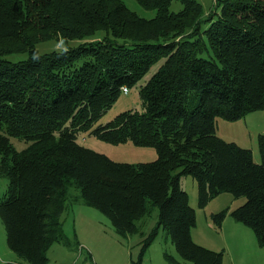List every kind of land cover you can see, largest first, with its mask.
<instances>
[{
    "label": "trees",
    "instance_id": "obj_1",
    "mask_svg": "<svg viewBox=\"0 0 264 264\" xmlns=\"http://www.w3.org/2000/svg\"><path fill=\"white\" fill-rule=\"evenodd\" d=\"M136 1L154 17L122 0H0V177L8 180L0 219L8 247L29 264H47L54 242L69 245L61 216L73 203L101 211L122 237L156 207L155 225L140 231L143 247L162 227L183 259L164 252L169 264H221L222 252L191 238L195 210L181 175L195 180L199 207L222 192L244 196L230 215L264 245V138L255 162L216 134L218 117L264 109V0H214L207 14L197 0ZM172 1L181 8L170 10ZM48 40L66 47L38 53ZM158 61L139 87L141 110L97 123L121 87ZM79 132L157 156L114 161L80 145ZM11 137L25 147L16 150ZM226 212L211 217L220 224Z\"/></svg>",
    "mask_w": 264,
    "mask_h": 264
},
{
    "label": "rangeland",
    "instance_id": "obj_2",
    "mask_svg": "<svg viewBox=\"0 0 264 264\" xmlns=\"http://www.w3.org/2000/svg\"><path fill=\"white\" fill-rule=\"evenodd\" d=\"M124 4L139 16L152 18L155 10L142 7L136 0H122ZM204 14L214 7V0H197ZM181 8L178 1H172L169 9L177 11ZM98 32L97 35H101ZM78 39L70 40L67 46L80 43ZM62 41L48 40L36 45L38 53L64 49ZM12 60L25 58L26 54H8ZM160 61L153 64L145 75L127 93L120 94L97 123L110 121L118 113L127 109L141 110V100L138 90L160 65ZM216 134L228 142L250 149L255 162H260L259 135L264 138V109L246 113L240 119L228 121L216 119ZM16 150L25 147L26 142L17 138H10ZM77 142L108 156L118 162L137 163L156 159V151L150 146H136L130 142L110 144L102 141L89 132H79ZM8 180L0 177V198L4 196ZM180 185L187 192L190 206L195 210V225L191 228L192 240L210 250L222 252L221 264H264V245L258 243L254 231L236 221L230 211L245 201L244 196L234 197L229 192H222L212 198L204 207L198 206L197 186L190 175L180 176ZM74 190H72L73 192ZM227 209L220 224L211 217ZM63 232L67 235L69 245L54 242L47 250V264H169L163 256L166 252L182 261L170 237L160 227L155 238L145 248L141 244L140 231L148 233L156 223L157 208L138 221L143 225L138 233L122 237L116 233L112 223L105 214L92 206L73 203L61 216ZM0 262L15 264H29L19 258L6 242L5 227L0 219ZM186 264L190 262L186 261Z\"/></svg>",
    "mask_w": 264,
    "mask_h": 264
},
{
    "label": "built area",
    "instance_id": "obj_3",
    "mask_svg": "<svg viewBox=\"0 0 264 264\" xmlns=\"http://www.w3.org/2000/svg\"><path fill=\"white\" fill-rule=\"evenodd\" d=\"M121 92L122 93H127L128 92V87L127 86H122L121 87Z\"/></svg>",
    "mask_w": 264,
    "mask_h": 264
},
{
    "label": "crops",
    "instance_id": "obj_4",
    "mask_svg": "<svg viewBox=\"0 0 264 264\" xmlns=\"http://www.w3.org/2000/svg\"><path fill=\"white\" fill-rule=\"evenodd\" d=\"M190 203V202H189Z\"/></svg>",
    "mask_w": 264,
    "mask_h": 264
}]
</instances>
